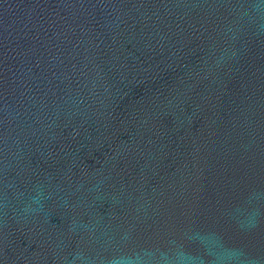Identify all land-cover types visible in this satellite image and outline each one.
I'll return each instance as SVG.
<instances>
[{
    "label": "water",
    "instance_id": "95a60500",
    "mask_svg": "<svg viewBox=\"0 0 264 264\" xmlns=\"http://www.w3.org/2000/svg\"><path fill=\"white\" fill-rule=\"evenodd\" d=\"M0 264H264V0H0Z\"/></svg>",
    "mask_w": 264,
    "mask_h": 264
}]
</instances>
